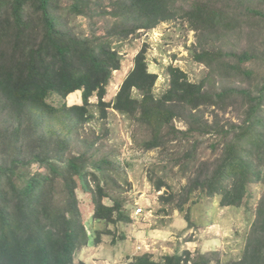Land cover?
<instances>
[{
    "label": "trees",
    "instance_id": "trees-1",
    "mask_svg": "<svg viewBox=\"0 0 264 264\" xmlns=\"http://www.w3.org/2000/svg\"><path fill=\"white\" fill-rule=\"evenodd\" d=\"M179 18L195 33L204 78L192 82L169 65L167 88L155 95L141 48L105 101L122 65L116 44ZM77 91L81 104H66ZM109 110L131 122L138 150L156 153L147 180L165 188L163 212H178L187 229L212 224L214 199L249 209L261 187L241 256L225 264H264V0H0V264H85L75 259L89 236L79 189L97 226L130 220L126 201L107 189L118 181L107 131L86 128ZM219 258L184 250L154 261L146 252L129 264Z\"/></svg>",
    "mask_w": 264,
    "mask_h": 264
},
{
    "label": "rangeland",
    "instance_id": "rangeland-1",
    "mask_svg": "<svg viewBox=\"0 0 264 264\" xmlns=\"http://www.w3.org/2000/svg\"><path fill=\"white\" fill-rule=\"evenodd\" d=\"M231 39L233 41L235 38L232 36ZM116 46L122 56V65L119 72L113 73L107 86L104 97L107 102L112 100L123 78L132 69L133 58L141 48L146 50L148 71L157 75L155 95H160L167 88L166 69L169 65L180 68L192 82H199L209 71L206 66L193 60V47H197V39L188 24L180 18L160 24L149 32H139ZM219 73L223 74L222 71ZM54 100L53 97L49 99L50 102ZM65 102L68 105L81 104V92L69 95ZM95 102L96 98L92 97L90 103ZM91 111H94L93 107ZM228 117L230 115L226 114L225 118ZM89 125L86 128H92L97 134H100L102 127L107 131L105 151L114 155L118 167L112 172L113 177L110 176L112 180L118 181L107 189L112 197L126 201L125 207L128 208L130 220L115 226L103 223V226H97L91 219L89 194L79 189L80 207L89 236L88 242L85 244V241H82L80 248L75 252L76 260L85 264H129L134 256L141 253L147 252L154 261H159L164 256L184 250L191 253L217 252L220 257L218 264L240 258L253 220L252 210L261 196V187L253 188L255 198L250 201V210L219 208L217 200L214 199L212 205H208L206 209L207 221L212 220V224L205 228L187 229L185 220L178 212H163V209L169 208L160 204L157 197L165 188L156 192L147 180V170L156 163V153L141 152L132 144L134 127L131 122L109 110L104 121L95 119ZM176 126L183 129L182 123L176 122ZM171 176L168 183L177 185L179 177L172 179ZM105 202L108 203L107 200ZM137 208L142 210L139 215H135ZM106 231L112 234L108 235ZM210 264H217L216 260Z\"/></svg>",
    "mask_w": 264,
    "mask_h": 264
},
{
    "label": "built area",
    "instance_id": "built-area-1",
    "mask_svg": "<svg viewBox=\"0 0 264 264\" xmlns=\"http://www.w3.org/2000/svg\"><path fill=\"white\" fill-rule=\"evenodd\" d=\"M140 213H142L141 208H137V209L135 210V215H139Z\"/></svg>",
    "mask_w": 264,
    "mask_h": 264
}]
</instances>
